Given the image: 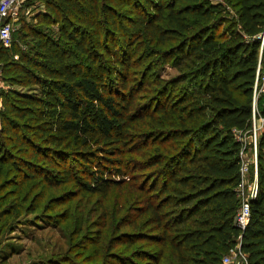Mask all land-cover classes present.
<instances>
[{
    "label": "trees",
    "instance_id": "1",
    "mask_svg": "<svg viewBox=\"0 0 264 264\" xmlns=\"http://www.w3.org/2000/svg\"><path fill=\"white\" fill-rule=\"evenodd\" d=\"M38 1L36 23L21 18L0 43V240L43 202L65 203L70 184L105 197L126 184L131 210L108 223L112 249L124 245L114 264H222L239 240L264 264V132L243 230L233 133L251 123L264 0Z\"/></svg>",
    "mask_w": 264,
    "mask_h": 264
},
{
    "label": "rangeland",
    "instance_id": "2",
    "mask_svg": "<svg viewBox=\"0 0 264 264\" xmlns=\"http://www.w3.org/2000/svg\"><path fill=\"white\" fill-rule=\"evenodd\" d=\"M22 1L17 19L12 22V30L19 27L20 19L23 17L35 24L36 21L31 17L45 8L44 4L38 0H32L31 4H28V0ZM38 25L42 26L40 23ZM102 70L104 69H100V72ZM156 70L157 77L163 80L170 78L173 80L177 74L176 69L167 64L157 66ZM197 82L199 84V79ZM182 84H177L176 92L180 86H187V83ZM6 87L7 85L0 76V88ZM186 88L190 94L195 92L194 87L187 86ZM153 94L155 92L150 90L141 91L138 100L145 105L151 101ZM263 106L264 101L260 104L261 108ZM8 175L9 173L6 175L7 178L17 182L16 176ZM252 180L250 171L248 182ZM130 191L126 184L123 187L113 186L105 197L99 194H85L81 189L70 184L68 189L62 193L65 203L53 202L50 205L53 208L50 209L51 207L43 202V207L35 214L25 215L13 232L7 231L4 234L0 240V264H71V262L74 264H114L115 260L111 256L116 255L118 250H122L124 245L112 249L113 237L116 235L110 231L108 223L112 221L117 223V219H121L125 212L131 210V206L127 207L124 201ZM67 213L68 220L62 221ZM67 225L68 228H66ZM125 231H130V228H123L122 232ZM102 232H106V241L110 240V246L107 249H112H106L108 259L103 263L95 258L94 252L96 240L97 238L100 240ZM66 258H68V263L64 261Z\"/></svg>",
    "mask_w": 264,
    "mask_h": 264
},
{
    "label": "built area",
    "instance_id": "3",
    "mask_svg": "<svg viewBox=\"0 0 264 264\" xmlns=\"http://www.w3.org/2000/svg\"><path fill=\"white\" fill-rule=\"evenodd\" d=\"M22 0H0V43L5 47L12 42V22L17 19ZM259 43L257 66L252 86L251 123L248 129H234L233 133L240 142L241 182L237 193L241 199V206L237 211L235 223L243 230L249 222L251 211L250 202L258 192V157L259 142L264 132V114L260 101L264 96V26L255 37ZM253 167V180L248 182V175ZM222 264H248V257L242 251L240 240L236 246L222 259Z\"/></svg>",
    "mask_w": 264,
    "mask_h": 264
}]
</instances>
